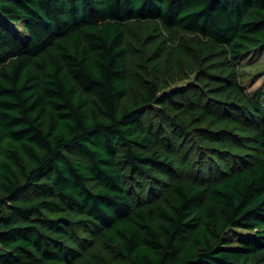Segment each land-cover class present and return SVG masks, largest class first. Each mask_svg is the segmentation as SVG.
I'll use <instances>...</instances> for the list:
<instances>
[{"label": "trees", "instance_id": "16d2710c", "mask_svg": "<svg viewBox=\"0 0 264 264\" xmlns=\"http://www.w3.org/2000/svg\"><path fill=\"white\" fill-rule=\"evenodd\" d=\"M134 23L174 44L135 97ZM262 50L264 0H0V264H264Z\"/></svg>", "mask_w": 264, "mask_h": 264}, {"label": "rangeland", "instance_id": "374dc122", "mask_svg": "<svg viewBox=\"0 0 264 264\" xmlns=\"http://www.w3.org/2000/svg\"><path fill=\"white\" fill-rule=\"evenodd\" d=\"M158 32V27L149 25V23H134L129 26V36L136 40L132 49L134 72L137 70L134 76L137 82L135 83L136 90L133 91V97H135L138 91L145 85V82L153 80L146 76H152L155 72L154 62L162 59L168 67L172 68V64L168 62L169 56L173 55L172 49H168V51L165 52L169 45H171V39L166 37L163 33L157 34ZM155 36H157L158 40L154 47L153 45L156 41ZM193 38L195 40H193ZM193 38L178 32V44H176V46L181 48L184 57L179 54L177 57H174V60L178 64L181 74H184L186 78L178 80L181 74L175 72L174 77L177 80L175 83L173 82V88H188L190 86L191 89L196 91L203 90V87L198 84V77L202 73L209 71L211 66L210 61L214 56H204L197 44L200 40V36H193ZM150 48H152V50L149 52ZM238 72L248 91L256 93L264 92V50L253 53L246 59L240 61ZM167 79L170 81V78ZM162 119L164 118H159V120ZM184 120L187 121L186 118H184ZM183 141L184 140L179 139L178 144H181ZM183 161L184 159H182V162Z\"/></svg>", "mask_w": 264, "mask_h": 264}]
</instances>
